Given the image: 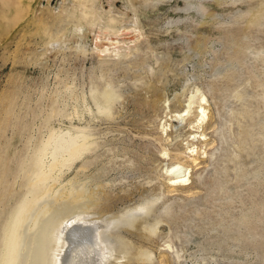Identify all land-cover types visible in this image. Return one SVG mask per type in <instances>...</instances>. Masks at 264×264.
<instances>
[{"label": "rangeland", "instance_id": "obj_1", "mask_svg": "<svg viewBox=\"0 0 264 264\" xmlns=\"http://www.w3.org/2000/svg\"><path fill=\"white\" fill-rule=\"evenodd\" d=\"M197 89L205 136L168 121V137ZM61 130L90 136L53 191L79 186L76 215L109 224L96 264H264V0H0V264ZM177 157L191 172L175 190Z\"/></svg>", "mask_w": 264, "mask_h": 264}, {"label": "bare ground", "instance_id": "obj_2", "mask_svg": "<svg viewBox=\"0 0 264 264\" xmlns=\"http://www.w3.org/2000/svg\"><path fill=\"white\" fill-rule=\"evenodd\" d=\"M68 21L64 15H53L48 26L61 31ZM108 49L109 47L106 48ZM208 102L207 96L197 89L181 112L171 113L170 110L162 125L163 132L169 137L168 121L178 122L182 126L189 123L194 129L190 136L193 135V140H201L205 136L206 120L209 119ZM103 111L108 113L110 108L105 107ZM89 137L70 131H55L40 149L39 168L31 195L12 215L5 231L2 264H96L99 244L105 242L104 233L109 224L91 220L92 217L88 215H76L86 205L84 192H74L79 186H74L76 188L70 192H65L68 190L65 186L53 191L57 181L54 175L56 170L67 163L74 164L81 160L90 149ZM186 149L190 150L189 156H193V164L199 165V146L189 145ZM166 154L168 153L165 151L164 159L168 157ZM178 157L163 168L175 190L189 185L191 172V166ZM146 208L142 207V210ZM127 214L128 212L125 213ZM155 229L157 230L156 225L151 226L152 231ZM168 246L172 248L170 244ZM150 256L151 253L146 251L141 259H149Z\"/></svg>", "mask_w": 264, "mask_h": 264}]
</instances>
